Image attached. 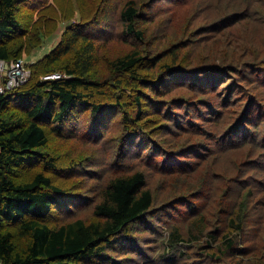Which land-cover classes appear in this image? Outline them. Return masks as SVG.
I'll return each instance as SVG.
<instances>
[{"label": "trees", "instance_id": "trees-1", "mask_svg": "<svg viewBox=\"0 0 264 264\" xmlns=\"http://www.w3.org/2000/svg\"><path fill=\"white\" fill-rule=\"evenodd\" d=\"M26 1L29 0H0L1 60H18L23 55H31L55 33L61 18L65 22L72 21L70 14L76 9H79L80 19L66 27L61 42L53 50L27 64L32 73L26 83L0 94V264H115L108 251L117 248L135 253L138 243L132 236L134 230L148 233L158 227L157 224L163 222L158 219V212L166 208L156 206L167 203L155 204L157 197L144 171L126 167L133 150L140 154L147 151L142 162L155 164L150 168L158 174L167 176L168 158L169 166L179 169V174L200 176V183L203 178L206 180L204 207L193 206L195 203L190 201L178 204H184L182 212L194 213L196 219L179 216L176 220L191 222L190 230L196 226L204 233L206 259L213 260L211 264H243L237 258L246 256L249 250L245 237L248 211L257 215L256 224H263L264 228V45L260 43L264 35L256 34V31L264 34V16L249 7V0H244L246 6L241 4V12L246 20H252L253 31L246 30L244 23L230 22L229 16L218 18V24L208 30L211 36L226 32L218 36L219 43L223 42L222 50L241 47L240 51H235L243 55L224 58L229 70H240V82L235 88L226 84L224 87H227L220 90L214 85L210 106L189 113L190 103H182V108L177 110L178 103L172 106L170 102L156 103L148 96L163 87L166 76H180L189 68L203 75L206 69L218 75L224 71L215 70L217 66H206V56L202 65L188 68L178 65L174 58L167 61L165 56L169 52L173 55V50L181 48L176 44L166 47L163 56L156 61L154 57L145 56L141 45L146 43L147 30L142 24L149 7L143 0H126L117 12V20L106 13L107 0H92L89 6H84L89 11L84 16L81 0H54L52 10H49L50 5L43 7L34 24L25 27L18 13ZM188 3L197 7L207 3L206 8L214 10L221 6L211 0ZM206 8L202 9L207 11ZM106 14L117 24L119 37L138 45L112 60L99 56V43L90 30L92 24L100 21L107 27ZM41 17L45 21L40 25ZM238 19L241 21L242 17ZM207 58L212 61L211 56ZM103 63L108 73H102ZM54 72L60 73L58 77L41 79ZM204 90L207 94L212 89ZM11 105L18 109H11ZM150 105L156 108L155 112L149 109ZM161 105V109L156 107ZM113 113L121 115L117 153L114 165L107 167L109 175L95 185L94 192L98 195L94 200L93 218L59 224V218L84 197L74 196L63 185L60 173L76 163L64 151L56 154L55 149L49 150L51 140L73 136V124L78 116H83L87 118V127L80 136L82 139L90 136L96 142L106 126L107 115ZM170 121L171 124L176 122L177 135L185 134V138L178 141L177 150L175 147L166 149L159 135L167 134L166 124ZM183 154L190 158L186 165L182 161ZM138 159H141L139 155ZM220 163L232 168L235 177L223 172ZM97 172L90 171L93 176ZM243 193L240 204L230 208L227 220L220 218L218 213L222 206L219 203L224 205L227 196L235 202ZM190 195L184 197L188 200ZM212 200H215L214 208L208 210L204 221ZM212 217L216 224L213 222L210 228L207 222ZM225 221L223 226L221 223ZM203 222H206V232ZM192 235L196 237L195 233ZM182 241L180 227L171 225L162 251L165 253L159 255L163 264L171 262ZM154 263L145 261L144 264Z\"/></svg>", "mask_w": 264, "mask_h": 264}, {"label": "rangeland", "instance_id": "rangeland-1", "mask_svg": "<svg viewBox=\"0 0 264 264\" xmlns=\"http://www.w3.org/2000/svg\"><path fill=\"white\" fill-rule=\"evenodd\" d=\"M53 1L54 0L26 1L21 6L20 13H18L20 23L25 27L32 26L35 19L40 15L39 12L42 11L43 7L49 5L52 6ZM75 1L78 2V0ZM91 1L92 0H81L83 3L82 4L80 2L81 7H83L81 10L83 16L87 15L89 12L84 6H89ZM125 1L126 0H107L109 10H107L106 13L110 14L114 20H117V12L121 9ZM143 1L146 3L147 7H149L142 24V27H145L147 30L145 36L146 43L141 45V49H145L146 51V54H144L145 56L154 57V60L156 61L158 57L163 56L162 54L164 53L166 47H169L171 44H176L177 47L181 46V48L173 50V55L172 51L169 52V54L165 56L167 61H172L174 58L178 65H181L182 67L186 66L188 68L190 66L194 67L202 65L205 62L206 56V66H208V64L211 67L217 66V69L215 70L221 69V71H224V74L218 75L210 74L208 72L209 69H206V75H203L201 72L191 71L189 68L188 70L183 71V74H181L182 76L180 75L181 77L168 75L165 77L168 81L166 80L163 87L160 88L159 91L155 89L156 92L150 93L148 96L149 98H153V100L157 101L156 103L170 102V106H172L173 103H178L176 108L177 110L182 108V103H190V113L192 111H202L210 106L211 97L214 92L212 87L214 85H216V88H219L220 90L231 85L235 88L236 85L239 84L240 78L238 77H241L240 70L237 71L238 69L236 68L235 70H229L227 68L228 63L224 60V58L226 55L231 56L232 54L237 56L243 55L242 53L235 51L236 49L240 51L241 47L236 48L230 46L228 50L225 48L222 50L223 42L219 43L218 36L220 35L219 33L226 32L221 31L211 36L212 34H208V30L211 29L212 26H216L218 24V18L229 16L230 22L235 25L244 23V25L246 24V30L253 31L255 28L250 23L252 20H246L244 14L241 12V10H243L242 5L244 0H220L221 2L211 0V3L216 2L221 5L217 9L215 8L216 10L206 8L207 3H203L200 7H197V4L190 5L188 3L190 0ZM249 3V7L254 9V11H256L261 17L264 16V0H249ZM53 6L49 10H52L54 8ZM243 6H246V4ZM203 7H205L207 11L203 10ZM79 14V9H76L75 13L70 14L71 20L78 21V19H80ZM107 14L106 17L109 20V22L105 21L107 27H104V24L100 21L99 24H92L90 30L93 32L94 38H96L99 43V56L105 57L107 60H112L119 55L135 49L138 45L127 42L126 38L123 36L119 37L117 24L111 21ZM239 17H242L241 21L240 19L237 20ZM63 19L64 18H61V21L58 22V28L55 33L51 37L46 38L39 48L35 49L29 56H22L21 60L23 63L36 62L48 54L61 42L60 40L66 27L72 24V21L65 22ZM44 21L45 19L43 17L38 19L40 25L43 24ZM232 23L230 25H232ZM236 27L237 26H234V28ZM228 28L233 32L232 27L228 26ZM239 29L241 28H238V30ZM256 34H258L259 37L264 35L258 31H256ZM100 35H102V38L99 37ZM260 43L264 45V41H260ZM20 52L21 50H18V54H20ZM174 55L176 56L173 57ZM207 56H211L212 61H210ZM214 56H216L217 59H215ZM31 73L32 70L30 69V76ZM102 73H108L106 64H104ZM59 74V72H54L42 76L41 79L45 80L52 78L53 75ZM226 84L227 86L224 87ZM204 89L212 90L207 91V94H205ZM11 107V109H18L17 107H13V105H11ZM156 107H160L161 109L162 105ZM149 109L155 112L156 108L150 105ZM116 113L107 115L108 118L106 120V126H103L102 131L100 132L101 135L95 139L96 142H94L93 138L90 136L88 139L81 138L82 136H80V134L83 129L87 127V118L83 116H78L76 118V122L73 124V136H68V138L54 137V139L51 140V145L48 148L49 150L55 149L54 152H56V154H62L64 151L66 153L65 155L74 159L76 163L73 168H69L68 170H64L60 173L63 185L71 193H73L74 196L82 195L84 197L83 201H80L75 208L71 209L67 214L59 218V224L79 218L85 221L92 220L95 203L94 200L98 195L94 192L95 185L99 181L103 179L105 180V177L109 175L108 172H110V170L107 167L114 165L113 159L116 157L117 153L116 145L118 141L120 127L119 120L121 115ZM171 123L172 121H170V124H166V126H168L167 134H165L166 132H161L159 135L160 138L163 139L166 149L168 147L170 149L175 147L177 150L180 146L177 143L180 139L185 138V134L177 135V128L175 125L176 122L174 124ZM154 134L155 132L151 136L153 137ZM87 142H92L93 144H86ZM146 152L147 151H144L142 152L143 154H140V151L133 150L131 152V156L126 161V167H128L129 170H133L137 167L139 170L144 171L149 187H151L156 194L157 200L155 204L159 205L161 203H167V205L162 207L156 206V208H166L165 210H160L158 212L160 216H157L158 219L163 222L158 223V227L148 233H145L142 230H134L137 235L133 234L132 236L137 239V251L133 253L127 250H117V248L115 250H110L108 251V255H110L111 261L115 264H144L145 261H154V264H163V258L159 255L165 253L162 251L166 245L165 242L171 225L174 224L180 227V234L183 237V241L179 244L178 250H176L174 255L170 258L171 262H168L167 264L213 263V260L208 261V257L206 259V236H204V233L198 231L195 228L196 226H193L190 230L189 225L191 222L188 223L186 220H176L179 216L188 220L196 219V215L194 213L186 212V214H184L182 212V208L185 209L184 204L182 206L178 204L190 201L195 203L193 206L201 205L204 207L207 201L206 180L203 178L200 183V176L193 177L188 173L179 174V169L174 170V168L169 166L170 160L168 158L166 161V168L169 171L165 172L167 173V176L158 174L150 168L152 165L155 167V164H145L142 162V158L145 156ZM138 155L141 159H138ZM165 156L168 157V154ZM189 160L190 158L188 155L183 154L182 161L185 165L188 164L186 161ZM219 165L221 170L228 176L235 177L232 168L223 165V163H220ZM90 171L98 172L93 176ZM192 189L194 190L192 191ZM186 190L190 192L184 193ZM188 194L191 195L187 200L184 195ZM243 197L244 193L240 199L232 202V199L227 196L224 200V205L219 203V205L222 206V210L218 213L220 214V218L227 220V217L230 214V208L232 206L239 205ZM214 204L215 200H212L205 211L204 221H206V214L208 210L211 211L214 208ZM178 207L181 208V210H178ZM249 213H251V215ZM247 214L248 218L245 224V237L248 240L246 245L249 246V250L247 251L246 256L237 258V260L243 264L248 261L255 264L259 262L264 263L263 224H256L258 217L254 212L248 211ZM55 216L60 215L55 214ZM184 216H186V218ZM210 217L211 216H207V218ZM213 222V217L207 222L210 228H213ZM225 223L226 221L221 224L224 226ZM202 225L205 228L204 232H206V222H203ZM192 233H195L196 237H194ZM122 248L123 247H119L118 249Z\"/></svg>", "mask_w": 264, "mask_h": 264}, {"label": "built area", "instance_id": "built-area-1", "mask_svg": "<svg viewBox=\"0 0 264 264\" xmlns=\"http://www.w3.org/2000/svg\"><path fill=\"white\" fill-rule=\"evenodd\" d=\"M30 76V68L21 59H0V94L24 84Z\"/></svg>", "mask_w": 264, "mask_h": 264}, {"label": "bare ground", "instance_id": "bare-ground-1", "mask_svg": "<svg viewBox=\"0 0 264 264\" xmlns=\"http://www.w3.org/2000/svg\"><path fill=\"white\" fill-rule=\"evenodd\" d=\"M26 64H28V63H26ZM52 77H58V75H54V76H52Z\"/></svg>", "mask_w": 264, "mask_h": 264}]
</instances>
